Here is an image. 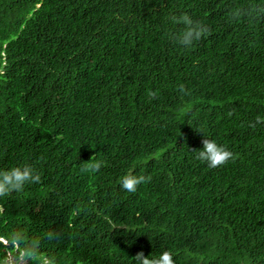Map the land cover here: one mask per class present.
I'll use <instances>...</instances> for the list:
<instances>
[{
	"label": "trees",
	"instance_id": "obj_1",
	"mask_svg": "<svg viewBox=\"0 0 264 264\" xmlns=\"http://www.w3.org/2000/svg\"><path fill=\"white\" fill-rule=\"evenodd\" d=\"M253 3L0 0V169L42 178L0 197V257L20 231L56 264H264V16L225 20ZM184 13L212 32L190 49ZM206 135L236 158L197 160ZM128 172L151 181L127 192Z\"/></svg>",
	"mask_w": 264,
	"mask_h": 264
},
{
	"label": "clouds",
	"instance_id": "obj_2",
	"mask_svg": "<svg viewBox=\"0 0 264 264\" xmlns=\"http://www.w3.org/2000/svg\"><path fill=\"white\" fill-rule=\"evenodd\" d=\"M264 16V5L248 4L244 7H236L227 12L225 20L227 23H235L246 17L254 20ZM170 20L174 24H182L184 28L176 34H171L170 39L180 46L190 49L197 42L207 38L212 34L211 28L200 22L193 20L187 13L179 16L173 15ZM181 95H190V92L183 84L178 86ZM150 99L157 97V92L149 91ZM233 113L229 111L228 115ZM257 125H264V115H257L255 120L249 122L248 127L255 129ZM202 131V130H199ZM203 132V131H202ZM201 149L192 150L196 153L195 158L201 162H206L209 168H218L234 160L235 154L226 146L218 144L215 140L210 139L207 135L202 140ZM104 164L97 161L94 156L86 161L80 171L83 173H97ZM151 181V176L134 175L128 172L123 176L120 182L122 189L130 193H135L141 184ZM42 182L41 175L31 166H15L8 169H0V197L10 196L12 193L23 192L28 184H39ZM3 209L0 208V212ZM118 228L113 225V229ZM61 236L59 231H49L45 234L48 241L58 240ZM6 245V255L0 257V264H56L54 257L46 255L41 251V238H28L24 233L15 231L8 237ZM132 259L135 264H175L173 254L170 251H163L158 257L146 256L143 251L138 252Z\"/></svg>",
	"mask_w": 264,
	"mask_h": 264
}]
</instances>
